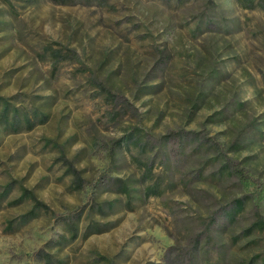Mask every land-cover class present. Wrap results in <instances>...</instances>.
<instances>
[{"label": "rangeland", "instance_id": "obj_1", "mask_svg": "<svg viewBox=\"0 0 264 264\" xmlns=\"http://www.w3.org/2000/svg\"><path fill=\"white\" fill-rule=\"evenodd\" d=\"M5 102L0 264H264V0H0Z\"/></svg>", "mask_w": 264, "mask_h": 264}, {"label": "trees", "instance_id": "obj_2", "mask_svg": "<svg viewBox=\"0 0 264 264\" xmlns=\"http://www.w3.org/2000/svg\"><path fill=\"white\" fill-rule=\"evenodd\" d=\"M62 1H66L67 2L68 0H62ZM49 54H51L52 56L55 55L53 52H50ZM10 107H11V104L5 102V104L3 106V109H2V111L0 113L1 114V116H0V120L1 121L6 122V123L7 122L8 123L11 122V118L9 116V109H10ZM34 124H35V122L30 117H27L24 120V127H25L24 129L31 130L34 127ZM9 125H11V123ZM19 125H21V123L12 124V126L14 128L18 127ZM130 143H131V141H130ZM137 165L140 166V167H142V168L145 167V169H143V172L144 171L145 172L151 171V168H150L151 166L150 165L149 166L148 165L144 166L143 164H141L139 162H138ZM71 172H73V171L71 170ZM74 175H75L74 182L76 183L77 181H79V178H78V176H76V174H74ZM239 177L241 178L243 176L240 174ZM117 182H118V188L116 190L117 194H122L124 196H127L128 195V190L125 187V185L122 184L121 182H119V180H117ZM157 189H158V183L157 182H154L152 187H146V188H144L143 191H142V193L145 196H148V195L154 196V195H157L158 194ZM34 201H35V206L42 207V208H45L46 209V206L45 205L41 204L40 202H38L36 200H34ZM232 203L235 204L234 205V209H232L230 212H225L224 213V215L227 216V218H229V219H231L233 217V215L236 213L237 210H240L241 209V201L240 200H234ZM259 225H260L259 223L258 224H252L249 228L242 230L239 233V235L233 236L231 238V241L232 242H235L240 237H242V238L243 237H247L251 233L253 227H256L257 226L258 228H261V226H259Z\"/></svg>", "mask_w": 264, "mask_h": 264}]
</instances>
